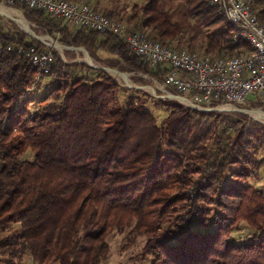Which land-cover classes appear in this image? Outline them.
Listing matches in <instances>:
<instances>
[{
	"label": "trees",
	"instance_id": "16d2710c",
	"mask_svg": "<svg viewBox=\"0 0 264 264\" xmlns=\"http://www.w3.org/2000/svg\"><path fill=\"white\" fill-rule=\"evenodd\" d=\"M14 5L34 23V36L9 19L7 28L0 15V233L19 225L0 235V263L29 255L33 264H101L107 236L128 229V245L144 238L148 264H264V191L249 182L258 168L253 133L219 121L224 111L169 99L160 100L167 114L158 123L141 90L127 88L120 101L118 81L76 61L69 47L159 81L161 67L114 34ZM252 10L264 20V0ZM102 13L176 50L229 57L250 49L209 0H143L129 10L109 0ZM54 33L67 61L53 48L42 71L30 51L47 48L35 36ZM99 50L113 56L102 59ZM38 74L52 80L53 92L30 112L25 90ZM254 103L264 111L259 98ZM240 222L249 232L234 239Z\"/></svg>",
	"mask_w": 264,
	"mask_h": 264
},
{
	"label": "built area",
	"instance_id": "2783aa9c",
	"mask_svg": "<svg viewBox=\"0 0 264 264\" xmlns=\"http://www.w3.org/2000/svg\"><path fill=\"white\" fill-rule=\"evenodd\" d=\"M209 1L225 10L228 21L238 28L236 37L249 46V51L229 57H212L184 49L176 50L147 38L142 32L129 30L124 21L114 16L72 0H0V6L13 9L15 3L27 4L52 15L62 24L83 26L120 37L133 55L150 67L162 68V80L155 84L161 98L177 100L198 110L234 107L245 102L248 95L259 98L264 104V20L252 10L254 0ZM25 23V33L34 36L27 28L29 25L32 28L34 23ZM37 39L47 48L43 51L31 49L33 66L45 71L46 65L53 59V48L67 61L62 55V46H56L55 41L50 44L51 39L44 35ZM69 49L77 51L78 47ZM39 79L40 74L28 85L25 93L33 90Z\"/></svg>",
	"mask_w": 264,
	"mask_h": 264
},
{
	"label": "rangeland",
	"instance_id": "374dc122",
	"mask_svg": "<svg viewBox=\"0 0 264 264\" xmlns=\"http://www.w3.org/2000/svg\"><path fill=\"white\" fill-rule=\"evenodd\" d=\"M94 1H96V5L93 4ZM142 1L143 0H121V6L129 10L133 4L140 3ZM80 2L88 4L99 12H103V10L107 8V6H109V0H81ZM0 7L3 8L5 11L14 9L15 11H17V13H19L17 17L16 13H8L3 10H0V15L3 16V23L7 28L13 27L8 22L7 19H9L12 23L16 25V27H18L22 31H24V29L26 30V26L24 25L26 24L25 22H28V20L24 17L23 11L20 8L16 6L13 7V9L9 7ZM20 15L23 18L21 20L19 18ZM27 28L32 32L30 25ZM43 35L51 39V41H49L50 44L53 41L58 42L57 40L59 38V34H41L37 35V37ZM72 51L74 52L76 61L85 62L93 67H101L103 70H105L108 74H110L118 81L121 86V90L119 93L120 101H123L126 96L130 93V90L128 91L127 88L139 89L141 90L139 95L142 99L145 100V106L150 109V111L156 116L158 123L167 114L166 107L162 106L160 102V100H163L164 98L159 97L158 91L157 89H155V84L158 83L160 79L159 76L152 77L149 75H144L141 72H128L122 71L118 68L109 67L105 63L95 61L89 55L88 51L82 46H78L77 51ZM97 54L102 59L113 56L112 54H109L103 50L97 51ZM62 55L67 60V56L64 54V48ZM125 73L126 77L123 78L121 74ZM52 92V80L49 77L41 76L39 82L35 85L33 90L27 93L26 98L28 110L31 112L35 110L39 105H43L45 102H50V95ZM255 98L256 97L253 95H248L247 100L245 102L238 104L234 107L228 106L227 109L218 111H224L219 121H223L224 123L227 122L229 124L236 122L235 126L243 127L244 137H246L249 131L253 133V139H255L254 146L256 149V158L258 160V168L255 170V175L251 179H249V182L254 188L264 191V120L257 119L250 114L251 111H262L261 109H259V105H256L254 103ZM233 112L245 114L247 117H245L244 119H239V117L233 114ZM27 156H30V153H27ZM18 227L19 225L17 223H13L9 227H7L2 233H0V235L7 234L12 230L18 229ZM248 232L249 229L247 228L245 222H240L238 227L234 229L232 235L233 238L234 236H240V238H243L247 235ZM128 235V229H125L123 231L114 230L107 236V242L109 244V253L107 258L101 264H148L147 259L140 252L141 247L143 246L144 238L137 237L133 244L128 245ZM19 264H33V262L30 259L29 255H26L24 256L22 261L19 262Z\"/></svg>",
	"mask_w": 264,
	"mask_h": 264
},
{
	"label": "bare ground",
	"instance_id": "6f19581e",
	"mask_svg": "<svg viewBox=\"0 0 264 264\" xmlns=\"http://www.w3.org/2000/svg\"><path fill=\"white\" fill-rule=\"evenodd\" d=\"M0 10H3L5 11L3 8L0 7ZM5 12H8V13H16L17 17H18V14L17 11H15L14 9L13 10H8V11H5ZM20 20L23 19L22 16L20 15L19 16ZM117 75V74H115ZM124 77H126V73L125 74H121ZM250 113V112H249ZM251 115H253L255 118L257 119H261V120H264V111H251L250 113Z\"/></svg>",
	"mask_w": 264,
	"mask_h": 264
},
{
	"label": "water",
	"instance_id": "95a60500",
	"mask_svg": "<svg viewBox=\"0 0 264 264\" xmlns=\"http://www.w3.org/2000/svg\"><path fill=\"white\" fill-rule=\"evenodd\" d=\"M55 45L58 46V47H61V45L58 44L57 42H55ZM94 67H98V66H94Z\"/></svg>",
	"mask_w": 264,
	"mask_h": 264
},
{
	"label": "crops",
	"instance_id": "0c3cea01",
	"mask_svg": "<svg viewBox=\"0 0 264 264\" xmlns=\"http://www.w3.org/2000/svg\"><path fill=\"white\" fill-rule=\"evenodd\" d=\"M93 2V1H92ZM94 5H96V1H94V3H93Z\"/></svg>",
	"mask_w": 264,
	"mask_h": 264
}]
</instances>
